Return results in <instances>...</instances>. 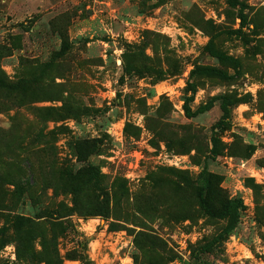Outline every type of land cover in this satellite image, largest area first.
<instances>
[{
  "label": "rangeland",
  "instance_id": "rangeland-1",
  "mask_svg": "<svg viewBox=\"0 0 264 264\" xmlns=\"http://www.w3.org/2000/svg\"><path fill=\"white\" fill-rule=\"evenodd\" d=\"M174 261L264 264V0H0V264Z\"/></svg>",
  "mask_w": 264,
  "mask_h": 264
},
{
  "label": "trees",
  "instance_id": "trees-1",
  "mask_svg": "<svg viewBox=\"0 0 264 264\" xmlns=\"http://www.w3.org/2000/svg\"><path fill=\"white\" fill-rule=\"evenodd\" d=\"M218 57L221 58V59H223V60H232V61L235 63V65H237V61H235V60H233V59H229V57H224V56H222V55H218ZM196 72H198V73H202V74H207V75L226 77V75H225L223 72H221V71H219V70H217V69H213V68H203V69H199V70H197ZM196 72H195V73H196ZM189 88H190V95H189V97L187 98V100H186V104H185V113H186V116L192 118V117H195V116H197V115H199V114H203V113L209 111V110L212 108V106H213V102H212V101H210V102L207 103L205 106L200 107L199 109H197V110H195V111L192 109V107H191V103L194 101V97H195V94H196V92H197V89H196V85H195L194 83L189 84ZM222 111H223V115H222L221 120L217 123V126L222 125V123L224 122V120H225V119L227 118V116H228V108H227V104H226V102H224V103L222 104ZM206 200H207V199H206ZM237 203L239 204V206L242 205V202H241L240 200H238ZM232 204H234V202H233ZM204 206H205V208H206L208 211H210L209 206L207 205V202H206V201H204ZM229 211H230V210H229V208H228V209L225 211V213L228 214ZM26 221H30V222H31L32 220H30V219H24V218H22V217H16V218H15V223H17V229H18V230L21 229L20 226H22L23 223L26 224V223H25ZM30 222H29V223H30ZM30 225H31V224H30Z\"/></svg>",
  "mask_w": 264,
  "mask_h": 264
},
{
  "label": "built area",
  "instance_id": "built-area-1",
  "mask_svg": "<svg viewBox=\"0 0 264 264\" xmlns=\"http://www.w3.org/2000/svg\"><path fill=\"white\" fill-rule=\"evenodd\" d=\"M170 264H192V263H180L178 261L171 262Z\"/></svg>",
  "mask_w": 264,
  "mask_h": 264
}]
</instances>
